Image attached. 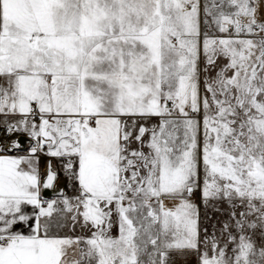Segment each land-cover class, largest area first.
<instances>
[{"label":"snow or ice","instance_id":"snow-or-ice-1","mask_svg":"<svg viewBox=\"0 0 264 264\" xmlns=\"http://www.w3.org/2000/svg\"><path fill=\"white\" fill-rule=\"evenodd\" d=\"M0 264H264V0H0Z\"/></svg>","mask_w":264,"mask_h":264}]
</instances>
